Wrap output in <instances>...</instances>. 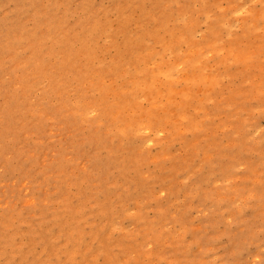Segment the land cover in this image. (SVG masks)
Segmentation results:
<instances>
[{"label": "rangeland", "instance_id": "rangeland-1", "mask_svg": "<svg viewBox=\"0 0 264 264\" xmlns=\"http://www.w3.org/2000/svg\"><path fill=\"white\" fill-rule=\"evenodd\" d=\"M0 264H264V0H0Z\"/></svg>", "mask_w": 264, "mask_h": 264}]
</instances>
